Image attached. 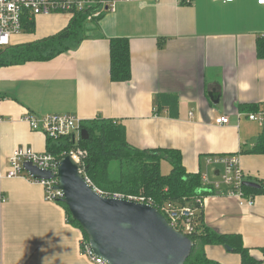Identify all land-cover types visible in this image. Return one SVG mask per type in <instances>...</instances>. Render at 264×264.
<instances>
[{
    "label": "crops",
    "instance_id": "obj_1",
    "mask_svg": "<svg viewBox=\"0 0 264 264\" xmlns=\"http://www.w3.org/2000/svg\"><path fill=\"white\" fill-rule=\"evenodd\" d=\"M71 18L35 17L33 32L12 36L7 51L58 34ZM84 29L82 42L51 60L0 66V174L15 148L46 152V137L22 120L27 113L118 121L129 146L176 151L191 174L208 170L206 157L237 155L244 182L262 191L249 194L251 207L203 196V222L217 235L239 236L264 264V155L244 152L261 132L247 115L264 109V57L257 56L260 42L264 54V7L257 0H134L86 20ZM113 38L128 41L126 82L110 80ZM222 116L229 123L216 125ZM161 164L170 166L167 158ZM211 174L210 182L217 170ZM82 237L62 206L45 201L40 184L0 178V264H92L80 252ZM204 252L218 264L241 263L220 245Z\"/></svg>",
    "mask_w": 264,
    "mask_h": 264
},
{
    "label": "trees",
    "instance_id": "obj_2",
    "mask_svg": "<svg viewBox=\"0 0 264 264\" xmlns=\"http://www.w3.org/2000/svg\"><path fill=\"white\" fill-rule=\"evenodd\" d=\"M86 15V12L75 14L68 26L52 37L4 51L0 55V66L48 61L75 48L85 38ZM22 28L24 32H33V20L24 19ZM260 46H263L262 42L259 43L257 56L262 58L264 54ZM109 74L112 82H126L130 79L129 45L125 38L109 40ZM246 108L250 112L257 111L256 106ZM82 129L88 134L86 140L80 139L78 142V147L86 151L83 160L84 174L103 192L143 195L151 198L157 208L166 202L195 206L196 199L213 194L205 190L199 173L185 172L178 152L139 150L129 146L125 137V128L118 121L96 118L84 121L81 124ZM70 148L72 142L67 138L56 141L47 139L46 152L56 157L68 152ZM244 152L264 155V122L255 145ZM164 158L168 159L171 166L168 174H162L160 170ZM242 190L245 196L262 191L244 186ZM59 205L65 209L68 221L81 230L80 226L71 219L67 208L62 203ZM196 222L197 232L188 237L192 242V248L184 264H218L209 260L204 252V247L214 245L229 247L232 253L240 256V264H258L250 256L249 250L243 247L239 236H220L206 228L202 210L196 216ZM82 235L86 239L83 232Z\"/></svg>",
    "mask_w": 264,
    "mask_h": 264
},
{
    "label": "built area",
    "instance_id": "obj_3",
    "mask_svg": "<svg viewBox=\"0 0 264 264\" xmlns=\"http://www.w3.org/2000/svg\"><path fill=\"white\" fill-rule=\"evenodd\" d=\"M132 1L134 0H0V55L9 48L11 37L22 33L24 19L31 21L37 16L50 14H66L73 17L77 13L86 12V20H90L106 12L113 13L117 3ZM257 1L264 7V0ZM247 118L249 121L257 122L259 126H262L264 109L248 114ZM22 120L28 124L31 130L42 133L46 139L54 141L60 138L69 139L72 142V148L60 157L48 152L37 153L27 148H15L8 159V170L4 175L0 174V178L13 179L20 177L29 182L38 183L44 189L45 201L59 205L64 196L62 191L58 189L57 168L60 160L68 155L78 166L79 174L98 195L155 207L153 200L143 195L103 192L85 176L83 160L86 157V151L78 147V142L81 139V124L84 121L72 115H50L39 118L28 113L23 116ZM228 123L227 116L215 119L216 125H226ZM25 163H29L41 171L49 172L52 178L46 180L34 179L24 169L23 165ZM204 163L206 168L210 170V173L208 170L199 173L205 190L213 192V194L235 197L242 206H253V196H245L242 190L245 176L240 168L237 155L209 156L204 159ZM213 170H217V174L215 180L210 182L209 175H212ZM155 208L174 230L189 237L197 232L196 216L203 208V196L196 199L195 206L174 205L166 202L159 208ZM80 252L92 264H107L93 254L87 239L84 237L80 240Z\"/></svg>",
    "mask_w": 264,
    "mask_h": 264
},
{
    "label": "water",
    "instance_id": "obj_4",
    "mask_svg": "<svg viewBox=\"0 0 264 264\" xmlns=\"http://www.w3.org/2000/svg\"><path fill=\"white\" fill-rule=\"evenodd\" d=\"M207 95L212 104H218L215 89ZM80 135L82 140L88 137L84 129ZM23 167L34 179L52 178L29 163ZM57 178L64 196L61 203L80 226L93 254L107 264H184L189 257L191 240L174 230L155 207L98 195L70 156L60 160ZM243 186L258 188L247 182Z\"/></svg>",
    "mask_w": 264,
    "mask_h": 264
},
{
    "label": "rangeland",
    "instance_id": "obj_5",
    "mask_svg": "<svg viewBox=\"0 0 264 264\" xmlns=\"http://www.w3.org/2000/svg\"><path fill=\"white\" fill-rule=\"evenodd\" d=\"M257 123V122H256ZM258 124V123H257ZM171 169V166H168L166 164H161L160 170L162 174H168Z\"/></svg>",
    "mask_w": 264,
    "mask_h": 264
}]
</instances>
